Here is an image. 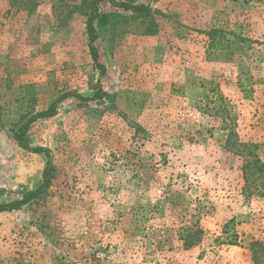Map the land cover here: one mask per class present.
Segmentation results:
<instances>
[{
	"label": "rangeland",
	"instance_id": "374dc122",
	"mask_svg": "<svg viewBox=\"0 0 264 264\" xmlns=\"http://www.w3.org/2000/svg\"><path fill=\"white\" fill-rule=\"evenodd\" d=\"M0 0V264H264V0ZM98 84L106 93L89 99Z\"/></svg>",
	"mask_w": 264,
	"mask_h": 264
},
{
	"label": "trees",
	"instance_id": "16d2710c",
	"mask_svg": "<svg viewBox=\"0 0 264 264\" xmlns=\"http://www.w3.org/2000/svg\"><path fill=\"white\" fill-rule=\"evenodd\" d=\"M103 0H92V3L90 4V11L88 15V19L86 21V31H87V37H88V47L89 52L91 55V59L93 62V65L96 69L99 70V76H103L105 73V66L99 61V55L98 50L95 45V41L97 39V32L94 25V22L97 20L103 18V14H101L97 8V5ZM110 5L115 7H120L125 10H131L133 12H137L140 14H146L151 11V8L147 5H133L129 2L125 1H116V0H108ZM106 93L102 90L101 86L98 84L97 90L94 93V95L89 99H100L103 95ZM69 93H65L57 101L62 100L66 96H68ZM57 101L52 102L45 110L38 112L34 115H31L29 118H27L23 123H21L14 131H13V139L17 142V144L22 147L23 149H26L28 151H31L33 153H42L46 156V167L44 169L43 173V181L40 187L34 191L29 192L28 196L19 200H13L11 202H5L0 203V213L3 211H10L14 209L20 208L22 205L29 202L31 199L37 197L41 192L45 190V188L49 185L50 178H51V160H50V151L46 147L42 146H36V147H30L28 140H27V133L28 129L34 121L50 117L56 114V104Z\"/></svg>",
	"mask_w": 264,
	"mask_h": 264
}]
</instances>
